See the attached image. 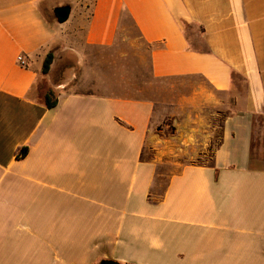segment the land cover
<instances>
[{
	"label": "crops",
	"instance_id": "0c3cea01",
	"mask_svg": "<svg viewBox=\"0 0 264 264\" xmlns=\"http://www.w3.org/2000/svg\"><path fill=\"white\" fill-rule=\"evenodd\" d=\"M125 11L153 77L199 76L191 101L231 109L211 163L183 164L158 197L154 101L112 93L89 50L113 46ZM263 138L264 0H0V264H264Z\"/></svg>",
	"mask_w": 264,
	"mask_h": 264
},
{
	"label": "rangeland",
	"instance_id": "374dc122",
	"mask_svg": "<svg viewBox=\"0 0 264 264\" xmlns=\"http://www.w3.org/2000/svg\"><path fill=\"white\" fill-rule=\"evenodd\" d=\"M52 19L51 14L45 12ZM190 28H187L188 32ZM127 13H123L116 42L109 48H89L99 57L97 68L110 76L111 92L146 97L154 101V118L143 158L157 159L153 197L162 193L168 177L186 163L210 164L213 147L220 140L224 117L230 110L220 102H192L190 96L208 84L199 76L155 78L150 71L149 52ZM235 84L242 85L240 78ZM107 92V90H103ZM102 91V92H103ZM241 91V89H240ZM215 99L232 101L231 94L214 92ZM189 98V99H188ZM228 107L232 108L230 104ZM254 153L264 148V138L256 139ZM96 264V262L92 263Z\"/></svg>",
	"mask_w": 264,
	"mask_h": 264
},
{
	"label": "trees",
	"instance_id": "16d2710c",
	"mask_svg": "<svg viewBox=\"0 0 264 264\" xmlns=\"http://www.w3.org/2000/svg\"><path fill=\"white\" fill-rule=\"evenodd\" d=\"M59 12H64L65 15L63 17H60L58 15ZM68 12H69V6L68 5L56 7L54 10L55 18L58 21H63L66 19ZM124 13H127L129 15V13L126 11ZM129 17H130V15H129ZM181 23H182V26L184 27V29H186V30H187V28H190V27L192 28V24H188L187 22L182 21V20H181ZM196 49H203V47L198 46V47H196ZM53 59H54V54L52 51H49L45 55L43 62H42V73L43 74H46L50 70V66H51ZM236 78H240V80L242 81V85H239V89L244 91L245 84H246L245 79L243 77H241L240 75L235 74L233 72L232 73V80L235 82ZM38 88H40V90H41L40 91V97H41L43 104L47 108L54 107L57 104V97H56V94H55L54 90L52 89V87L46 86V85H44V83H40ZM27 150H28L27 146L20 147L17 150L16 156L17 157L24 156L27 153Z\"/></svg>",
	"mask_w": 264,
	"mask_h": 264
},
{
	"label": "built area",
	"instance_id": "2783aa9c",
	"mask_svg": "<svg viewBox=\"0 0 264 264\" xmlns=\"http://www.w3.org/2000/svg\"><path fill=\"white\" fill-rule=\"evenodd\" d=\"M17 61H18V63H20V64H25L24 56H23L22 54L18 55V56H17Z\"/></svg>",
	"mask_w": 264,
	"mask_h": 264
},
{
	"label": "flooded vegetation",
	"instance_id": "af4514ba",
	"mask_svg": "<svg viewBox=\"0 0 264 264\" xmlns=\"http://www.w3.org/2000/svg\"><path fill=\"white\" fill-rule=\"evenodd\" d=\"M98 264H114V262L110 260H102Z\"/></svg>",
	"mask_w": 264,
	"mask_h": 264
},
{
	"label": "water",
	"instance_id": "95a60500",
	"mask_svg": "<svg viewBox=\"0 0 264 264\" xmlns=\"http://www.w3.org/2000/svg\"><path fill=\"white\" fill-rule=\"evenodd\" d=\"M60 17H63L64 15H65V13L64 12H59V14H58ZM68 16V15H67ZM67 18V17H66ZM114 264H117V263H114Z\"/></svg>",
	"mask_w": 264,
	"mask_h": 264
}]
</instances>
